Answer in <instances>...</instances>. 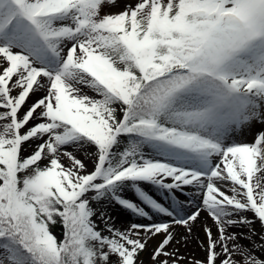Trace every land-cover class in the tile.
<instances>
[{"label":"snow or ice","instance_id":"1","mask_svg":"<svg viewBox=\"0 0 264 264\" xmlns=\"http://www.w3.org/2000/svg\"><path fill=\"white\" fill-rule=\"evenodd\" d=\"M255 121L264 0H0V264H143L157 237L152 264H180L186 188L218 233L194 264H264V236L227 231L264 226V132L232 140ZM105 201L142 219L116 228Z\"/></svg>","mask_w":264,"mask_h":264},{"label":"rangeland","instance_id":"2","mask_svg":"<svg viewBox=\"0 0 264 264\" xmlns=\"http://www.w3.org/2000/svg\"><path fill=\"white\" fill-rule=\"evenodd\" d=\"M261 132H264V122L255 121L251 123L249 126L244 127L242 130L237 131V133L232 137V140L240 143H250L253 141L254 137ZM71 150L74 151L79 156V158H82L83 160L87 161L89 168L92 167L91 153L89 151L81 150L79 147L73 148ZM29 151H31V149H29ZM187 190L191 191L192 189L186 188L183 193L178 194L176 197V199L179 200V202L183 206L182 210H180V215L185 217L187 216L188 213L192 212V210L188 211V208L186 206V204L188 203L187 201H191L193 198L191 194L188 193ZM153 191L155 192V195L164 202V204L167 205L170 204V202H173L172 197L166 196L163 191H156L155 189H153ZM98 207L103 208V210L107 212L108 217H110L109 223L111 225H114L116 228H125L129 226L131 223L142 219L132 214L129 210L122 209L121 207L115 205L114 203L110 204L107 201L103 202ZM244 215H247L248 219L253 220L251 213H246ZM232 218L234 220H238L240 217L234 216ZM160 219H161L160 216H156L155 222H160L161 221ZM101 227H103L102 224ZM203 232L204 229L202 230L201 233L203 236L202 238L205 240L203 239L201 240V247L197 251H194V249L191 246V243L190 246L186 245L185 242L187 237L189 236V232L188 231L184 232V234H182V237H184L183 246H187L189 248L188 251H182L179 248L180 246L178 245V237H179L178 233H176V231H171L173 235V240L167 250L169 252L178 250L177 256L180 257V264H194V261H203L206 256V248L208 245L207 235L204 234ZM228 232L240 235L241 243H243L246 247H255L258 249L261 244L260 237L264 236V226H262L259 222L253 220L251 224H233L231 226V231L229 230ZM53 233L59 238L60 228H55ZM246 238H250V239H246ZM160 239L161 237H157L156 239H152L149 241L146 251H144L140 255V259L143 262V264H152L151 261L152 251L157 246ZM217 251H219V248L217 249Z\"/></svg>","mask_w":264,"mask_h":264},{"label":"bare ground","instance_id":"3","mask_svg":"<svg viewBox=\"0 0 264 264\" xmlns=\"http://www.w3.org/2000/svg\"><path fill=\"white\" fill-rule=\"evenodd\" d=\"M188 193L191 194V196L193 197L191 201H187L188 203L186 204L188 211H195V210H200V216L197 218V220L195 222H191V231L188 230L187 227H185L184 225H178V224H174L172 222V220L169 218L166 222H169L171 224V229L170 231H176V233H178L179 237H178V246L182 251H188L187 246H183V239L184 237H182V234H184V232L188 231L189 232V236L186 239V245L191 246L194 249V251H197L200 247H201V240L203 239L202 237V230L204 229V234H206L205 229H211L213 237L215 238L218 233H217V225L215 223V221L211 218V216L207 213L206 210L203 209V205L200 201V193L196 190H187ZM196 200V202H195ZM186 201V200H185ZM194 201V202H193ZM172 202H170L171 204ZM195 203V204H193ZM161 220V219H160ZM231 231V226L228 227L227 231ZM191 232V233H190ZM207 235V234H206ZM182 240V241H181ZM205 240V239H203ZM197 255V254H196Z\"/></svg>","mask_w":264,"mask_h":264},{"label":"trees","instance_id":"4","mask_svg":"<svg viewBox=\"0 0 264 264\" xmlns=\"http://www.w3.org/2000/svg\"><path fill=\"white\" fill-rule=\"evenodd\" d=\"M55 228H60V237L59 238H61L63 236V227H62V225L58 223V224L52 226L51 231L54 232Z\"/></svg>","mask_w":264,"mask_h":264}]
</instances>
